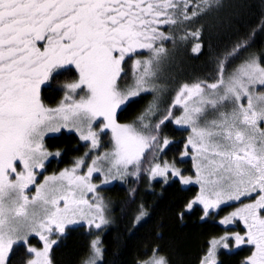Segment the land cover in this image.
<instances>
[{"label": "snow or ice", "instance_id": "obj_1", "mask_svg": "<svg viewBox=\"0 0 264 264\" xmlns=\"http://www.w3.org/2000/svg\"><path fill=\"white\" fill-rule=\"evenodd\" d=\"M223 6L222 0H0V264H12L14 245H23L27 254L21 264H52L49 253L57 243L50 239L53 234L63 236L67 227L82 222L103 230L109 221L93 174L103 173L107 185L125 175L138 177L142 163L151 165L143 169L151 179L167 182L171 173L182 185H199V194L185 211L199 205L202 219L229 202L252 199L220 221H241L245 234L211 240L202 264H219L218 250H232L229 240L236 249L254 248L241 264H264V91H255L264 88V58H245L225 79L226 65L250 46L248 37L217 58L216 82L180 85L171 107L182 105V116L173 119L169 109L161 118L154 96L133 123L116 120L117 110L156 93L161 66L169 59L164 42L176 43L164 27L171 32L173 26L192 23ZM200 35L198 29L180 40H198ZM201 48L196 43L191 50L199 53ZM145 51L147 58L133 59ZM126 58L131 61L127 71ZM73 70L78 79L57 85L64 98L57 107H47L42 86L53 87L58 76ZM128 78L131 83L121 87L119 82ZM78 90L85 94L76 99ZM97 120L99 131L93 129ZM166 121L191 131L183 156L193 161L195 178L167 162L152 163L171 143L160 134ZM69 125L91 150L100 147V133L110 130L113 151L88 157L89 164L75 160L73 167L37 184L45 162L61 155L45 148V136ZM81 168L84 174H78ZM30 186L35 187L31 196ZM145 215L141 206L136 221ZM30 236L42 241V249L28 245ZM104 251L101 241L93 240L83 264H102ZM143 264L168 261L154 250Z\"/></svg>", "mask_w": 264, "mask_h": 264}, {"label": "trees", "instance_id": "obj_2", "mask_svg": "<svg viewBox=\"0 0 264 264\" xmlns=\"http://www.w3.org/2000/svg\"><path fill=\"white\" fill-rule=\"evenodd\" d=\"M192 2L197 3L198 0ZM222 3L223 7L202 14L192 23L173 26L171 32L167 26L164 27L166 34L173 36L176 43L164 42L169 59L161 66L159 78L156 80L157 91L154 95H143L139 103L132 104L126 110H117L118 123H133L154 96L158 101L161 118L169 109L173 119L176 118L182 105L171 106L180 85L197 81L216 82L217 58L242 37L249 38L250 46L232 60L230 65H226L225 75L239 66L245 58H264V0H222ZM198 29L201 33L198 40L191 37L185 41L180 40L187 32ZM196 43L202 45L199 53L191 50ZM145 58L146 51L143 55L137 54L133 57ZM130 63L126 58V71ZM77 75L73 70L58 76L53 87L42 86L40 95L43 103L47 107L57 106L64 93L56 86L76 81ZM119 83L123 87L130 84L131 79H122ZM160 134L171 143L162 153L156 154L157 158L152 163L172 159L182 166L183 174L192 175L193 161H181L179 158L189 131L177 128L174 122L166 121L161 126ZM44 145L49 152L61 153L58 158H50L45 164L44 171L47 173L69 168L75 160L85 157L90 148L88 143L79 139V135L66 131L47 136ZM148 156L146 152L145 157ZM150 166L142 163L138 177L125 175L123 179L107 187L106 196L113 204L112 223L103 233L102 230L96 233L84 225L66 229L65 234L52 247V264H83L89 257L91 242L96 239L94 236L97 234H100L99 240L105 250L102 264H140L141 261L150 259L154 250L171 264H196L214 228L208 222H199L198 210L192 214H184L182 219L180 213L199 194L198 188L194 185L183 187L179 179L173 176L166 184L161 180L150 183L149 174L143 171ZM128 171L132 172V167ZM141 206L149 215L137 223L136 217ZM26 256L24 246L15 245L10 258L12 264H21Z\"/></svg>", "mask_w": 264, "mask_h": 264}, {"label": "rangeland", "instance_id": "obj_3", "mask_svg": "<svg viewBox=\"0 0 264 264\" xmlns=\"http://www.w3.org/2000/svg\"><path fill=\"white\" fill-rule=\"evenodd\" d=\"M256 58H257V57H256ZM232 71H233V70H232ZM229 73H230V72H229ZM229 73H227V74L225 75V79H227V76H228ZM77 74H78V73H77ZM77 78H78V75H77ZM255 91H257V92H262V91H264V88H261L260 86H257L256 89H255ZM85 92H86V89H85ZM85 92H79V90H78V95H77L75 98L78 99L79 96H80V95H84ZM63 98H64V96H63ZM63 98H62V100H63ZM62 100H61V101H62ZM61 101H60V103H61ZM60 103H59V104H60ZM59 104H58V105H59ZM58 105H57V106H58ZM57 106H55V107H57ZM55 107H53V108H55ZM182 115H183V107H182V109H181L180 114H179L177 117H180V116H182ZM210 118H211V117H210ZM99 123H100L99 120H97L96 122L93 123V129H94V130L99 131V129L97 128V124H99ZM101 126H102V125H101ZM175 126H176V125H175ZM176 127L179 128V129H183V128H180L179 126H176ZM261 127L264 128V124H262ZM62 131H66V132H74V133H76L77 135H79V133L75 132L74 130H71V125H69V129H62L60 132H62ZM106 131H107V130H106ZM106 131H105V133H104V132H103V133H100V136H99L100 147H99L98 149L91 150L90 143H89V142H86V141H83V142L88 143L89 146H90V148H89V150H88V152H87V154H88L87 157H92V158H94L95 156L103 155L104 153H109V152L113 151V149H114V141H113V139H112V134H111L110 130H108V132H106ZM188 131H189V134H188V137H189L190 135H192V133H191L190 130H188ZM60 132H59V133H60ZM56 134H58V133H56ZM49 135H55V134H49ZM49 135H47V136H49ZM47 136H45V138H46ZM45 138H44V140H45ZM186 143H187V140L185 141V144H186ZM185 144H184V147H183V151H181V152L179 153V155H180L179 158H180L181 160H187V159L190 160V156H187V157H186V156H183V153H184V151H185ZM189 153H190V155H191V149H189ZM82 158L85 160V163H86V164H89V163H90V160H89L88 158H86V156H85V157H82ZM49 159H50V158H49ZM80 159H81V158H80ZM48 161H49V160H48ZM48 161H46L45 164H46ZM191 161H192V160H191ZM164 162H167V163H169V164L174 165L177 169H179V170L181 171V174H182V175H184V176H193V178H195V169H194V166H193L194 173H193L192 175H188V174H183V173H182V170H183L182 166L179 165V164H177L175 160L167 159L166 161H163V162H159V161H158V162H156V163H161V164L163 165ZM192 163H193V162H192ZM73 165H74V164H73ZM73 165L70 166L69 168L73 167ZM130 167H131V166H130ZM44 169H45V168H44ZM44 169H43L42 171H38V172H37V176H36V182H37V184L42 183V182H43V179H44L45 176H50V175H53V174H58L60 171L63 170V169H62V170H60V171H56V172H52V173H47V172L44 171ZM17 170H18V171H21L22 168L18 165ZM85 171H86L85 168H81V169L79 170L78 174H84ZM171 176H172L171 173H169V174H168V177H167V182H165V179L162 178V177H157V178H155V179H151L150 176L148 175V178H149L150 183H152L154 180H161V182H163L164 184H166V183L169 182V179L172 178ZM14 178H15V177L12 176V179H14ZM102 179H103V173H99V174L94 173L93 176H92V183L98 185L96 192H97V194L103 199L104 208H105V212H104V214H105L106 219L109 221L108 224L105 225V226L103 227V230H102V233H103V231H106L107 226H109V225L112 223V221H113V212H112V206H113V204H112L111 200L106 196V190H105V189H106L107 187L112 186L116 181H119V180H113L111 183L105 185V184L102 183ZM28 194H29L30 196L35 194V187H34V186H30V189L28 190ZM92 196H93V194L89 193L87 198L91 201V200H92ZM80 225H84L85 227H87V225H86L85 223H83V222H82ZM77 226H79V225L69 226V227H67L66 229L74 228V227H77ZM87 228H88V227H87ZM66 229H65V230H66ZM88 229H90V228H88ZM91 229H92L93 231H95L96 233L99 231V230L94 229V228H91ZM102 233H101V234H102ZM99 235H100V234H97V235H95L94 237H95L96 239H99V238L101 237V236H99ZM60 237H62V236H58V235H56V234H53V235L50 237V239L56 240V241L58 242L59 239H60ZM96 239H95V240H96ZM28 245H29V246H32V247H36L38 250H39V249H42V247H43V243H42V241H40L39 238L36 237V236H30V237H29V239H28ZM14 246H15V245H14ZM53 246H54V245H53ZM53 246H52V247H53ZM51 250H52V248H51ZM51 250H50V253H49V255H50V259H51ZM89 255H90V253H89ZM51 262H52V259H51ZM168 264H171V263L168 262Z\"/></svg>", "mask_w": 264, "mask_h": 264}, {"label": "flooded vegetation", "instance_id": "obj_4", "mask_svg": "<svg viewBox=\"0 0 264 264\" xmlns=\"http://www.w3.org/2000/svg\"><path fill=\"white\" fill-rule=\"evenodd\" d=\"M181 161H185V160H181ZM193 185L198 188L197 192L199 193V191H200L199 185H195V184H193ZM182 186L187 187V186H191V185H186V186L182 185ZM196 196H194V198ZM252 202H253L252 199L242 197L240 201L229 202V206H223L222 205L221 208L218 209L215 213H210V215L208 217H204L203 219H202L203 212H202L201 206L194 205L193 209L190 212L185 211V206H184V212H183L184 214H192L194 211L198 210L199 211L198 212L199 222H201V223L208 222L214 228V230L211 232V234L207 238L206 245H205V248L203 251L204 253L202 252L200 254L199 259L196 262V264H202V260L207 255V252L209 250L211 240L219 239L221 236L231 235V234L237 233V232L240 233L241 235L245 234L246 226L241 221L237 220L234 224H231V225H223L220 223V221L225 216H227L231 212L235 211L237 208L243 207L244 204L252 203ZM144 212L146 213L148 211H144ZM139 215H140V213L137 214V216H139ZM148 215H149V213H146L145 217L146 216L148 217ZM262 215H264V213H262ZM145 217H143V218H145ZM143 218H141L140 221H142ZM140 221H139V223H140ZM228 244H229V248L232 249L231 251L220 249L217 252V259L219 261V264H225V263L231 264L232 262H238L237 264H241V262L246 260V258H248L249 256H251L253 251H254V248L250 245H244V246H241L239 249H236L234 247V241H232V240H229ZM158 255H161V254H158ZM140 264H143V261H141Z\"/></svg>", "mask_w": 264, "mask_h": 264}, {"label": "bare ground", "instance_id": "obj_5", "mask_svg": "<svg viewBox=\"0 0 264 264\" xmlns=\"http://www.w3.org/2000/svg\"><path fill=\"white\" fill-rule=\"evenodd\" d=\"M62 97H63V95H62ZM59 101V100H58ZM58 103V102H57ZM180 139V138H179ZM77 146V145H76ZM75 147V146H74ZM78 155V154H77ZM71 160H73L72 158H71ZM67 164V163H66ZM60 168H62V167H60ZM55 170V169H54ZM49 172V171H48ZM152 186V185H151ZM193 197V196H192ZM184 210V209H183ZM147 213V212H146ZM200 214V213H199ZM145 217V216H144ZM214 218V217H213ZM211 221V220H210ZM219 224V223H218ZM148 259V258H147ZM141 261V260H140Z\"/></svg>", "mask_w": 264, "mask_h": 264}]
</instances>
